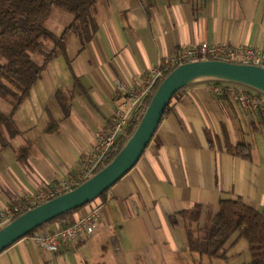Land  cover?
<instances>
[{"label":"crops","instance_id":"1","mask_svg":"<svg viewBox=\"0 0 264 264\" xmlns=\"http://www.w3.org/2000/svg\"><path fill=\"white\" fill-rule=\"evenodd\" d=\"M92 15L90 39L82 44L68 32L65 51L57 49L16 110L20 132L0 148V212L75 179L118 99L139 89L159 62L202 41L264 48V0H97ZM38 85L48 91L42 99ZM215 86L194 80L183 87L137 163L102 196L92 234L74 249H40L32 236L57 229L48 224L1 251L0 264H195L193 204L203 208L200 226L221 199L264 209V97L244 102L228 86L220 100ZM240 142L249 144V158L234 153ZM100 201L82 206L76 219Z\"/></svg>","mask_w":264,"mask_h":264},{"label":"trees","instance_id":"2","mask_svg":"<svg viewBox=\"0 0 264 264\" xmlns=\"http://www.w3.org/2000/svg\"><path fill=\"white\" fill-rule=\"evenodd\" d=\"M96 2L97 0H0V98L10 106L8 113L0 111L1 148L9 146L10 139L19 134L20 131L13 119L16 110L29 95L32 86L54 57L57 49L65 51L66 34L68 32L77 34L83 44L95 32L97 23L92 15V8ZM56 7L70 12L73 16L71 22L58 36L44 26L45 21ZM34 54L40 56L39 61L32 56ZM168 72L170 70L164 72L133 109L92 175L105 167L123 149L137 128L159 83ZM213 84L220 87V92L212 95L220 100L227 99L228 85L222 80H213ZM254 91L256 94L250 90L247 93L259 97L264 95L258 90L254 89ZM182 92L183 87L172 95L163 116L179 100ZM55 97L64 115H67L69 112L67 98L61 90L55 92ZM249 149V144L240 142L236 144L234 153L249 158ZM106 191L96 198L102 201V196ZM81 207L46 221L28 232L27 235L44 231L48 224L55 223L56 230L73 224L76 220L74 213ZM202 209L198 203L191 207V221L194 223V228L190 232L191 234L195 232V237H191L194 241V251L200 256L206 255L210 258L227 260V251L238 239L244 237L251 255L250 264H264V209H255L241 198L221 199L214 216L206 224L200 226Z\"/></svg>","mask_w":264,"mask_h":264},{"label":"water","instance_id":"3","mask_svg":"<svg viewBox=\"0 0 264 264\" xmlns=\"http://www.w3.org/2000/svg\"><path fill=\"white\" fill-rule=\"evenodd\" d=\"M212 73L236 77L234 79H212V81H242L264 94V91L258 87V85L264 87V68L260 66L215 59L197 60L177 65L159 83L137 128L123 149L105 167L78 186L27 209L1 225L0 252L20 238L27 236L28 232L39 225L64 212L84 206L108 190L137 163L153 137L172 95L188 82L194 81L192 77Z\"/></svg>","mask_w":264,"mask_h":264},{"label":"built area","instance_id":"4","mask_svg":"<svg viewBox=\"0 0 264 264\" xmlns=\"http://www.w3.org/2000/svg\"><path fill=\"white\" fill-rule=\"evenodd\" d=\"M206 59L252 64L264 68V48L256 49L244 45L208 44L202 41L192 47L176 52L166 60L153 66L139 89L128 90L124 97L120 100L118 99L114 107L112 120L102 132L95 151L84 165L82 172H80L75 179L59 184L46 192L38 193L22 207L12 206L1 211L0 226L14 219L27 209L78 186L90 177L105 152H107L113 144L116 136L126 123L133 109L152 89L164 72L182 63ZM213 90L215 93H218L220 92V87L215 86ZM233 94L239 100L246 101L247 96L244 93L233 92ZM101 208L102 201L94 205L87 214L77 218L73 224L54 232L36 234L32 236L33 240L42 250L60 249L63 247L66 249H74L83 236L92 234L93 221L101 217Z\"/></svg>","mask_w":264,"mask_h":264},{"label":"rangeland","instance_id":"5","mask_svg":"<svg viewBox=\"0 0 264 264\" xmlns=\"http://www.w3.org/2000/svg\"><path fill=\"white\" fill-rule=\"evenodd\" d=\"M73 16L70 12L62 9V8H54L52 10V13L50 17L45 21L44 26L53 32L55 35H57L63 27L71 22ZM58 54H61L59 50H57V56H60ZM35 60H40V56L38 54L32 55ZM57 62H60V57H56V59L52 60L51 66H54ZM210 80V79H207ZM212 81V79H211ZM224 83L228 84V86H231L232 88H236L240 92H244L245 95H248L249 97H256L254 94H256V91L252 88L251 85L244 83L242 81H223ZM46 88V87H44ZM44 89L37 86L35 89V94L36 97L44 98V96L47 95V92L43 91ZM250 90L254 94H248L247 91ZM42 92V93H41ZM264 97V95H261ZM249 106V104H248ZM10 109L9 104L0 98V111L3 113H8ZM1 148V147H0ZM90 203V202H89ZM88 204V203H87ZM86 205V204H85ZM196 255H199L198 253L195 252ZM228 259L224 260L221 258H216V257H208L206 255L197 257L198 259L196 260L195 264H250L251 260V255L249 252V247L247 240L244 237H241L236 241V243L227 251L226 253Z\"/></svg>","mask_w":264,"mask_h":264},{"label":"bare ground","instance_id":"6","mask_svg":"<svg viewBox=\"0 0 264 264\" xmlns=\"http://www.w3.org/2000/svg\"><path fill=\"white\" fill-rule=\"evenodd\" d=\"M236 77H232L229 75H225V74H216V73H212V74H202V75H196L194 77H192V80H202V79H234ZM258 87L260 89H262L264 91V87L258 85Z\"/></svg>","mask_w":264,"mask_h":264}]
</instances>
